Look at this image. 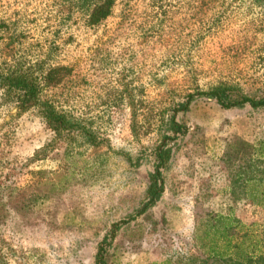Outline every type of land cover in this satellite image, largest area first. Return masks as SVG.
<instances>
[{
	"label": "rangeland",
	"instance_id": "obj_1",
	"mask_svg": "<svg viewBox=\"0 0 264 264\" xmlns=\"http://www.w3.org/2000/svg\"><path fill=\"white\" fill-rule=\"evenodd\" d=\"M99 1L0 0V60L61 68L38 99L93 141L79 131L55 136L36 108L17 115L0 106V193L14 187L44 199L18 216L12 194L0 195V264H93L108 225L144 200L149 152L188 94L175 115L186 132L170 146L161 197L117 231L108 262L197 255L192 219L206 211L231 213L243 225L235 243L244 238L242 249L262 251L264 207H228L222 156L235 139L264 138V107L225 110L196 93L226 86L264 96V0H111L109 15L90 26ZM40 176L54 188H40Z\"/></svg>",
	"mask_w": 264,
	"mask_h": 264
},
{
	"label": "trees",
	"instance_id": "obj_2",
	"mask_svg": "<svg viewBox=\"0 0 264 264\" xmlns=\"http://www.w3.org/2000/svg\"><path fill=\"white\" fill-rule=\"evenodd\" d=\"M111 3V0L96 3L87 15V24L92 26L105 19L110 13ZM0 28H4L3 23H0ZM8 52V49H3L1 54H8ZM61 70V68H49L41 71L39 63L25 68L19 64L12 65V58L1 59L0 106H11L10 108H13L17 115L36 108L39 117L55 136L58 137L63 132L79 131L88 143H93L88 131L67 118L62 112L57 111L52 104L38 99L41 86L58 80V73ZM196 95L214 100L216 105L225 110L239 109L245 105L251 109L264 107V96L255 99L235 95L233 90L226 86L216 87ZM192 98L193 95L188 94L183 103L170 109L171 115L168 117L166 133L161 135L160 141L149 152L153 163L145 189V198L134 215L108 225L96 246L93 264H110L108 262L109 248L115 240L117 231L145 213L161 197L163 192L161 170L170 156V146L178 136L186 132L184 127L176 122L175 115L177 112L185 111ZM222 160L228 169V204L246 201L252 205L264 207V138L254 143L239 139L227 143ZM43 173L44 171H37L34 174L43 175ZM37 185L40 188L51 185L54 188L53 180L42 179L41 176ZM4 193L9 197L12 194V213L18 216L27 214L44 203L42 197L24 194V189L16 190L14 187L3 189L0 195ZM228 211L231 210L228 208ZM192 224V248L198 253L197 255L168 258L151 264H264V247L262 251L252 254V251L249 253L242 249L244 238L235 243L237 234L242 235L243 225L230 214L222 215L206 211L199 217H193Z\"/></svg>",
	"mask_w": 264,
	"mask_h": 264
},
{
	"label": "crops",
	"instance_id": "obj_3",
	"mask_svg": "<svg viewBox=\"0 0 264 264\" xmlns=\"http://www.w3.org/2000/svg\"><path fill=\"white\" fill-rule=\"evenodd\" d=\"M227 190V189H226ZM226 196L228 197V194H226ZM228 200V199H227ZM229 203V202H228ZM231 205V204H230ZM229 204H228V207L230 206ZM220 214H222V215H226V214H230L231 215V213H226V212H224V213H220ZM232 216V215H231Z\"/></svg>",
	"mask_w": 264,
	"mask_h": 264
}]
</instances>
